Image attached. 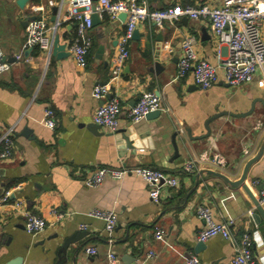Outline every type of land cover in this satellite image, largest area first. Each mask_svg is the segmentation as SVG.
I'll use <instances>...</instances> for the list:
<instances>
[{
	"label": "crops",
	"instance_id": "1",
	"mask_svg": "<svg viewBox=\"0 0 264 264\" xmlns=\"http://www.w3.org/2000/svg\"><path fill=\"white\" fill-rule=\"evenodd\" d=\"M147 1L153 8L221 4V0ZM70 7V0H0V45L10 64L0 73V135L8 127L14 130L12 155L0 159V264H59L64 239L80 231L85 235L67 248L61 264H185L190 253L198 256L199 264H231L233 247L219 235L195 249L196 233L204 225L195 212L198 204L208 205L216 221L231 220L235 237L250 233L255 264H264V219H253L257 210L250 196L241 186L202 172L211 170L235 181L259 150L264 139V105L259 101H264V65L252 81L238 87L224 80L220 68L208 89H200L191 73L176 78L186 38L193 40L198 57L218 64L217 38L209 21L185 16L161 26L138 23V38L128 40L129 57L117 77H112L111 68L125 13L114 19L99 13L100 23L89 31L92 45L84 68L69 53L57 58L36 46H24L26 26L33 20L49 26L58 21L55 33L47 35L53 39L57 33L60 43L67 44L74 35L66 19ZM222 51L226 53V48ZM97 84L108 85L101 99L93 96ZM144 91L159 95L168 111L135 125L139 146L134 153L118 143L116 134L104 128L98 133L90 130L95 109L111 96L122 104L119 129L132 126L127 110ZM253 102L251 113L235 116L249 111ZM47 108L53 111L54 128L45 123ZM216 114L221 116L210 122V135L198 139L206 132L205 121ZM204 152L220 154L225 166L201 161L195 172L184 173L185 161H198ZM136 166L159 169L175 177L177 185L163 188L155 203L145 182L134 174L121 179L106 175L97 186L86 184L98 168ZM244 183L259 199L264 153L248 168ZM92 209L115 211L113 231L89 215ZM24 211L44 218V231L27 233ZM157 228L164 231L160 238L155 236ZM87 247H94L96 254H87ZM109 253L116 255L115 262L109 261ZM125 255L134 260L130 263Z\"/></svg>",
	"mask_w": 264,
	"mask_h": 264
},
{
	"label": "built area",
	"instance_id": "2",
	"mask_svg": "<svg viewBox=\"0 0 264 264\" xmlns=\"http://www.w3.org/2000/svg\"><path fill=\"white\" fill-rule=\"evenodd\" d=\"M91 0H70V9L66 19L74 27V35L67 42L66 49L78 67L84 68L87 65V55L92 45V38L89 33L92 26L91 21ZM98 13L106 14L108 18L114 19L119 13H125V28L118 44L117 51L112 60V77H117L120 70L129 57L127 42L131 38L137 24L141 21H150L161 26L165 21L173 22L185 16L190 19H207L211 29L217 38L218 64L214 65L206 59L198 57L193 40L186 38L181 43V55L178 60L176 78L192 74L194 83L200 89H208L217 81V70H222L224 80L231 86L238 87L249 83L257 69L264 65V37L262 28L264 26V0H221L220 6L210 7L206 4L173 5L164 8H153L147 0H96L94 2ZM57 21L49 26L43 20H33L26 26V40L24 46H36L41 50L51 53L52 39L47 31L55 33L59 26ZM226 48L223 53L222 48ZM3 51L0 45V73L7 71L10 64L2 61ZM20 56L18 55L17 58ZM108 85L97 84L93 89V96L101 99L108 92ZM154 111L167 112L168 108L162 104L161 98L153 91H144L137 101L128 108L126 116L130 123H138L145 116ZM122 104L117 96H111L95 109L92 115V123L99 125L106 131L114 133L120 126V115ZM45 123L48 127H55L53 111L50 108L45 110ZM258 127V126H257ZM12 127H8L0 135V159L9 158L13 152ZM248 149H243V154H248ZM201 161L223 168L226 164L225 158L218 153L204 152L199 160L189 159L183 165L184 173H192L197 170ZM127 174H134L140 177L147 185L149 196L155 203L160 202V194L163 188L175 187L177 179L165 175L159 169L136 166L113 169L108 167L98 168L91 177L86 180L89 186L99 185L106 175L114 179H121ZM257 184V181H253ZM6 198V196H5ZM5 198L3 200H5ZM259 202L264 203V185L259 188ZM196 215L203 220L204 225L196 233L197 242H205L211 237L219 235L227 239L233 247L231 264H255L251 249V235L247 231L239 237L230 230L232 221H216L213 212L208 205L198 204L195 209ZM91 217L104 221L105 229L113 231L117 223V215L114 210L92 209L89 212ZM24 229L31 235H38L46 228V221L41 216L24 211ZM84 228V227H81ZM164 231L160 228L155 230V236L160 238ZM86 253L96 254L94 247H87ZM153 253H149L151 256ZM111 263L115 262L116 255L108 254ZM185 264H199L196 254L190 253Z\"/></svg>",
	"mask_w": 264,
	"mask_h": 264
},
{
	"label": "water",
	"instance_id": "3",
	"mask_svg": "<svg viewBox=\"0 0 264 264\" xmlns=\"http://www.w3.org/2000/svg\"><path fill=\"white\" fill-rule=\"evenodd\" d=\"M91 1L93 2L91 5V10H92L91 21H92V26H95V25L100 23V19H99V13L96 11V7L94 4V2L96 0H91ZM131 38H133V39L138 38V31L136 29L133 31ZM51 54L57 58H61L65 54H68V52L66 51V45L63 43H60L59 35L57 33L54 35V37L52 39ZM2 61L3 62L6 61L5 56L2 57ZM259 101L262 102L264 105V101L262 99H259ZM254 102L252 103L249 111H247L246 113H243V114L235 115V116H243V115H247V114L251 113L253 108H254ZM159 115H160L159 111L150 112L145 116V119H147V120L157 119L159 117ZM219 116H221V114H216V115L208 118L205 121L204 128H205L206 132L202 136L197 137L198 139L205 138V137H208L210 135L211 130H210L209 124L211 121L218 118ZM139 122H141V121H139ZM138 123H134L132 126L130 125L129 128L118 129L116 132H114V134H116L115 137L117 138L118 143L124 144L123 146H125V148L129 149L131 151V153H134L137 146H139L138 138L136 137V134H135L136 133L135 130L137 129L135 127V125ZM89 128L93 133H98L99 130L101 129V127L99 125L94 124V123H91ZM187 132L189 133V130H187ZM174 147H175V149L177 148L175 142H174ZM263 153H264V139H263V141L259 147V150L254 155V157L249 159L247 161V163L245 164V167L243 169V172H242L240 178L235 180V181H231L230 179H228L226 176H224L221 173H217V172H214L211 170H203L202 171V172L210 173V174L216 175L217 177H220L227 184H229L231 186H241L244 189V191L250 196L251 202L253 203L255 209L257 210V213H253V215H252L253 219L256 222L260 221V216L264 219L263 206L259 202V199L255 198L251 194V192L249 191V187L244 183V180H245L248 168L253 163H255L262 156ZM85 233L86 232H84V231H80V232L74 233L70 237L64 239V241H63V243L59 249L60 252L64 255V257L59 260V264H61L65 260V256L67 254V252H66L67 248L72 243L76 242L79 238H81L83 235H85ZM203 244H204L203 242H198L195 249L199 250L203 246ZM80 246L81 245L77 246L75 251H78ZM125 259L130 260V263L134 260L133 257H130L128 255H125Z\"/></svg>",
	"mask_w": 264,
	"mask_h": 264
},
{
	"label": "trees",
	"instance_id": "4",
	"mask_svg": "<svg viewBox=\"0 0 264 264\" xmlns=\"http://www.w3.org/2000/svg\"><path fill=\"white\" fill-rule=\"evenodd\" d=\"M32 1L35 2V3H38L40 0H32ZM0 150H1V148H0Z\"/></svg>",
	"mask_w": 264,
	"mask_h": 264
}]
</instances>
